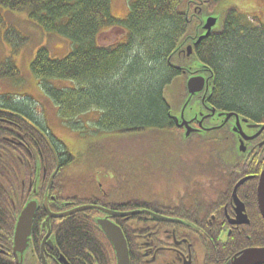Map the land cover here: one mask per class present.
Wrapping results in <instances>:
<instances>
[{
  "label": "trees",
  "instance_id": "16d2710c",
  "mask_svg": "<svg viewBox=\"0 0 264 264\" xmlns=\"http://www.w3.org/2000/svg\"><path fill=\"white\" fill-rule=\"evenodd\" d=\"M111 2L0 0V6L10 11H25L29 21L44 32L68 39L70 52L63 58L53 57L47 45L38 48L30 63V72L57 105L60 118L69 125L78 128L81 115L95 108L101 112L96 125L105 131L130 134L175 129L164 92L180 71L168 59L175 54L180 42L199 28L202 11L196 12L195 0H131L122 19H116L111 13ZM198 3L201 6L207 3L205 6L210 13L222 12L219 29L201 40L193 51L196 59L213 74L208 103L218 111L235 112L252 122L264 123L263 21L247 13L234 0H197ZM193 8L196 21L187 15ZM253 18L259 21L257 28L248 21ZM9 30L5 33L7 41H11ZM111 31L114 34H110ZM12 33L20 40L24 38L16 31ZM109 35H115V41L110 42ZM131 49L138 54L132 55ZM18 73L11 58L0 64V78L15 77ZM52 79L68 80L72 87L54 88L48 84ZM9 101L7 97L0 104V117L8 120L0 122V250H3L0 264H16L11 254L14 227L18 212L28 199L30 182H37L34 196L41 199L31 233L34 251L38 253L36 227L45 220L41 203L48 177L55 168L47 144L25 121L40 126L33 116L34 110L29 107L30 100L17 105ZM200 148V151L207 150ZM57 151L61 167L47 193L60 200L63 197L56 190L57 178L72 159L67 155L63 158L64 152ZM107 157L111 158V154L105 155L106 168L116 171ZM157 160L161 162L160 158ZM151 163H155V159ZM112 178H118V174ZM75 200L80 203L79 199ZM127 200L120 199L118 207H132L133 202L129 204ZM59 205L49 198L50 210L56 211ZM81 214L51 220V225H62L55 228V248L69 262H73L81 246L87 244L79 228ZM64 224L70 225L64 227Z\"/></svg>",
  "mask_w": 264,
  "mask_h": 264
},
{
  "label": "flooded vegetation",
  "instance_id": "af4514ba",
  "mask_svg": "<svg viewBox=\"0 0 264 264\" xmlns=\"http://www.w3.org/2000/svg\"><path fill=\"white\" fill-rule=\"evenodd\" d=\"M210 120L209 117L203 119L205 128L210 125ZM6 121L7 118L0 117V122ZM221 122L219 120L215 126ZM229 123L216 127V130L204 136H193L207 141L211 147V159L196 163L202 165H194L196 176L201 174L199 178H180L174 183L166 178L167 172H164V178L154 183H150L151 180L148 182L151 188L148 192H157L156 187L161 190L152 196L154 199L149 200L150 196L128 195V192L120 194L117 178H102V182L110 180L105 183L93 178V182L97 183L95 188V184L90 187L85 182H81L77 188L73 184L65 199L57 200L49 194L51 199L60 204L54 212H67L83 205L96 206L80 211L82 222L79 228L87 244L82 245L75 260L69 262L55 248V228L62 226L61 223L51 225V222L44 224L43 221L40 227H36L38 255L34 251L33 235L30 234L22 264H118L113 244L98 222L103 219L121 229L129 264H230L233 257L246 249L264 248V218L257 201L259 177L264 168V131L248 142L245 152L237 150L232 160L225 158L223 153L221 157L218 154L220 158H217L212 152L219 148L229 153L235 151ZM242 131L247 132L246 128ZM255 131L257 129L249 132L248 136H254ZM205 174L206 177H203ZM228 174L235 175V178H224ZM244 176L252 178H242ZM241 180L243 182L238 185ZM30 191L29 183L26 196L29 197ZM124 198L128 199L129 204L133 202L132 207H118L120 199ZM75 199H79L80 203ZM138 199L140 201L134 202ZM140 203L144 206L140 207ZM105 211L127 214L113 216ZM134 211L139 212L131 214ZM240 212L246 215V221L242 222L243 218L237 217ZM151 213L165 219H157ZM75 214L77 212L64 218ZM48 231L47 240H51L53 247L44 244L43 248V239ZM41 253L45 257L44 263Z\"/></svg>",
  "mask_w": 264,
  "mask_h": 264
},
{
  "label": "rangeland",
  "instance_id": "374dc122",
  "mask_svg": "<svg viewBox=\"0 0 264 264\" xmlns=\"http://www.w3.org/2000/svg\"><path fill=\"white\" fill-rule=\"evenodd\" d=\"M129 2L131 0H112L111 13L113 17L122 19L119 16L125 13ZM234 2L239 7L245 8L247 13L259 16L257 20L264 23V15L261 14H264V11H262L263 0H234ZM196 3L197 0H195L194 4L196 12L202 11L203 13L206 11L210 13L205 6L207 3L202 4L204 6L199 3L200 6H197L198 4ZM194 12V8L190 9L187 15L196 21ZM248 21L256 25V28L259 26V21L254 18L248 19ZM30 22L25 11H10L0 6V64L11 58L19 69V75L15 77L0 78L2 79L0 80V93L11 95L20 104L25 101L19 97L29 98V107L35 112L33 116L40 124H45L47 133L51 139L56 141L57 148H60V151L65 149L72 156V162L69 166L66 164L62 169V174L60 173V178H57L56 190L63 197L67 196V192L70 191L69 187L71 188L73 184L77 188L81 182H85L89 183L90 187L95 184L93 186L95 188L97 183L93 182V178H99L98 182H102V178H112L114 174H118L117 184L120 194L128 192V195L150 196L149 200L154 199L152 196L156 193L159 194L161 190L156 187L157 192H148L151 190L148 187V182L151 180L150 183H154L159 178H164L163 168L168 170L166 178L176 183L180 178H187L192 173L188 163L191 161H202L204 163L211 159L210 157H203L201 153L203 151L198 149L205 142L202 138H197L198 136L192 138L190 136L185 143L180 142L178 140L181 136L179 128L166 131L152 129L130 134L120 131H105L96 125L101 112L95 108H90V110L81 115L79 121H77L79 122L78 128L72 127L61 119L57 105L52 102L50 97L43 91L39 80L30 72V63L34 59L37 49L42 46L47 45L53 57L63 58L70 52V44L68 39L46 33L36 24L31 22L34 24L32 25ZM9 28L11 41H7L5 38V33ZM113 29L111 28V30ZM12 31L18 32L24 38L18 39L13 35ZM110 36L109 38L111 39L112 36ZM135 51L134 49L130 52L134 55L137 53ZM172 62L187 63L186 59L175 56L172 58ZM184 77L183 75L176 77L171 82V85L166 87L164 92L165 98L173 111L180 108L181 101L184 98L186 82ZM48 84L58 89L72 87L70 81L62 79L49 80ZM11 102L15 103L14 101ZM192 106L193 100L189 104V107ZM177 151L186 163H182L180 159L178 160L175 156ZM185 151L186 153H184ZM156 153H158L157 156L155 155ZM222 153L227 159L229 156L236 155L235 152L230 154L228 151H220V148L212 152V155L217 157L219 154L221 157ZM101 154L104 155L101 157ZM109 154H111V158L107 157V159H111L116 171L106 168L108 162L105 161V155ZM159 158L161 162H158L159 160L157 159ZM152 159H155V163H151ZM157 164L158 167H156ZM228 176L229 178H235V175L231 174L224 175V178H228ZM203 177H206V174ZM108 181L110 180L102 183Z\"/></svg>",
  "mask_w": 264,
  "mask_h": 264
},
{
  "label": "water",
  "instance_id": "95a60500",
  "mask_svg": "<svg viewBox=\"0 0 264 264\" xmlns=\"http://www.w3.org/2000/svg\"><path fill=\"white\" fill-rule=\"evenodd\" d=\"M221 13L214 12V13H207L206 11L201 14V21L200 26L198 30L191 35H187L186 38H184L180 44L177 46L175 51V57L181 58L182 55H185V59L187 63L184 64V66H175L177 67L181 72H183V76H185V94L184 98L181 101V110L180 108L173 111L170 107L169 111V118L173 119L176 126L178 128H183L184 133L182 134V137L188 138L194 131L197 130V133H200V130L198 128H195L192 125L194 123H197L198 126H201L204 128L202 122L205 117L211 118L210 123L214 127H222L225 123L230 121L231 125V131L236 136V147L235 151L237 150H244V140L247 141L249 139H252L253 136H248L245 132L242 131V128H255L258 125L249 123L245 118L239 117L236 113L232 112H215L216 109L208 103V100L211 96L212 91V81H213V74L211 70L202 65L194 56L193 51L194 47L197 46L201 40L206 38L212 31L219 29L222 21ZM110 34H114L112 31ZM115 35L113 38V35L110 39V42L115 41ZM109 43V42H108ZM171 57H169V62L171 60ZM187 73V74H186ZM193 100V106L189 107V104ZM184 103V104H183ZM180 110V111H179ZM219 120L222 121L218 126L217 123H219ZM29 122V121H28ZM29 124L45 139L48 146L50 147L52 153L54 154L55 161H56V168L54 172L51 174L49 179L48 186L50 187V184L58 172L59 169V162L56 155V152L53 148V145L51 144L48 137L45 136V134L35 125L29 122ZM211 127L208 126L207 128H204L202 133L212 130ZM264 129V125L259 126L258 133ZM257 133V134H258ZM255 134L254 137L257 135ZM260 180L257 190V201L258 206L260 208V212L262 217L264 218V168L260 174ZM243 180H241L240 183H242ZM33 193H36V188L34 187ZM235 200L237 201V198L235 197ZM37 201L34 199L29 200L26 202V204L23 206L21 211L19 212L15 228H14V234H13V247H12V254L15 258L16 264H22L23 263V254L25 253L29 242H30V234L32 229V223L33 218L35 215V211L37 209ZM44 207L47 213V217L44 224H47L50 222L53 218H62L67 215H70L72 213H76L79 211H84L89 208H93L96 206L93 205H83L78 206L70 211L67 212H60V213H54L51 212L46 204V198L44 200ZM242 210H244V207H242ZM106 213H111L113 216H123L127 213L122 212H112V211H105ZM132 213H137L131 212ZM158 217V216H157ZM237 217L243 218L241 221H246V215L240 212ZM162 219H165L163 217H159ZM98 222L102 225L101 228L105 231L106 235L108 236L109 240L113 244V247L116 251L117 255V263L118 264H129V257H128V250L126 246V241L123 236V233L119 227H117L114 223H111L107 219L98 220ZM49 231L46 234L45 238L43 239L42 247L44 248V244L52 246L51 240H47L49 236ZM0 252H3V250H0ZM41 259L44 263V255L41 253ZM63 260V258L61 257ZM230 264H264V248H255V249H246L241 252L240 255L235 256L231 259Z\"/></svg>",
  "mask_w": 264,
  "mask_h": 264
}]
</instances>
